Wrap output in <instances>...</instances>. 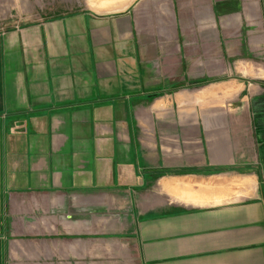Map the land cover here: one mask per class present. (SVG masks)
<instances>
[{"label": "crops", "instance_id": "0c3cea01", "mask_svg": "<svg viewBox=\"0 0 264 264\" xmlns=\"http://www.w3.org/2000/svg\"><path fill=\"white\" fill-rule=\"evenodd\" d=\"M0 32V264H264V0H61Z\"/></svg>", "mask_w": 264, "mask_h": 264}, {"label": "rangeland", "instance_id": "374dc122", "mask_svg": "<svg viewBox=\"0 0 264 264\" xmlns=\"http://www.w3.org/2000/svg\"><path fill=\"white\" fill-rule=\"evenodd\" d=\"M61 0H0V32L63 11Z\"/></svg>", "mask_w": 264, "mask_h": 264}]
</instances>
